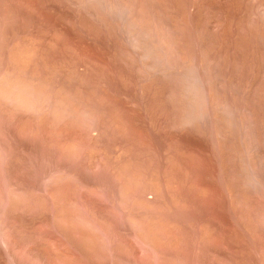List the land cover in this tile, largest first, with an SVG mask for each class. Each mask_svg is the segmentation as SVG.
<instances>
[{
  "label": "rangeland",
  "instance_id": "obj_1",
  "mask_svg": "<svg viewBox=\"0 0 264 264\" xmlns=\"http://www.w3.org/2000/svg\"><path fill=\"white\" fill-rule=\"evenodd\" d=\"M0 264H264V0H0Z\"/></svg>",
  "mask_w": 264,
  "mask_h": 264
}]
</instances>
